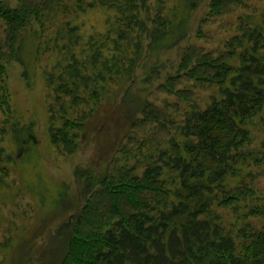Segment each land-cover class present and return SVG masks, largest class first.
<instances>
[{"label":"rangeland","instance_id":"1","mask_svg":"<svg viewBox=\"0 0 264 264\" xmlns=\"http://www.w3.org/2000/svg\"><path fill=\"white\" fill-rule=\"evenodd\" d=\"M209 1L151 0L137 14L139 25L126 29L115 9L94 0H62L41 23L33 22L23 32L18 55L5 63L0 77V99H5V107L0 106V264H48L38 258L40 247L47 245L75 203V170L96 168L105 157L101 145L107 147L109 158L141 169L146 162L143 153L175 135L191 105L202 110L221 97L218 85H197L185 77L174 82L175 89L189 91L190 97L180 98L163 86L169 76H177L186 49L217 57L241 30L264 26V0H242L219 16L210 14ZM155 15L165 22L154 36ZM263 51L259 54L264 56ZM74 72L80 75L70 80ZM61 79H67L69 88L73 80L70 95L56 90ZM126 91L130 99L147 100L172 122L160 139L146 134L142 150L128 140L116 148L112 140L117 130H108L118 118V108L125 107L120 102ZM80 115L86 119L78 147L68 154L53 143L50 128L60 126L62 117L72 120ZM244 127L247 139L237 154L245 160L237 166L239 172L223 181L231 192L239 185L252 190L253 197L237 205L240 215L264 196V109ZM147 128L136 131L137 137ZM232 205L212 208L227 229L241 224L262 228V216L234 220Z\"/></svg>","mask_w":264,"mask_h":264},{"label":"trees","instance_id":"2","mask_svg":"<svg viewBox=\"0 0 264 264\" xmlns=\"http://www.w3.org/2000/svg\"><path fill=\"white\" fill-rule=\"evenodd\" d=\"M94 1L96 5L115 9L122 15L119 24L128 29L133 23L139 25L137 14L151 0ZM61 2L0 0V77L5 63L18 55L23 32L33 22L41 23ZM209 3L210 14L219 16L231 6L242 4V0H210ZM164 22L155 15L151 29L154 36L164 29ZM263 28L241 30L217 57L191 48L184 51L177 76H169L163 85L166 91L180 98L190 97L189 91L175 89L174 82L185 77L197 85H218L222 88L221 97L202 110L191 105L176 127V138L168 136L164 143L150 146L143 153L146 162L139 166L141 169L137 164L109 158L107 147L101 145L105 157L96 168L75 170L78 187L75 203L47 245L40 247V261L48 264H264V222L260 229L241 224L229 230L221 214L212 211L214 206L224 208L233 204L234 220L264 217V196L250 205L246 214L240 215L237 205L252 196V190L239 185L231 192L223 184L225 177L239 172L237 166L241 159L245 160L237 154L247 139L245 122L264 109V56L259 54L264 50ZM232 60H237V64ZM75 73H71L70 80L79 77L80 73ZM60 81L56 90L70 95L73 80V88L68 87L67 79ZM91 94L94 96L95 91ZM120 105L118 118L113 126H107L109 131L117 130L112 140H116V148L128 140L142 150L147 144L146 134L153 138L168 132L172 124L154 105L135 96L130 99L127 91ZM0 106L5 107V99H0ZM85 119V115L72 120L62 117L60 126L51 125L53 143L68 154L74 153ZM120 120H125L124 125ZM145 125L152 131L147 128L144 136L138 138L136 131Z\"/></svg>","mask_w":264,"mask_h":264}]
</instances>
